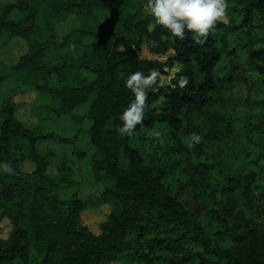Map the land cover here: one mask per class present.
I'll return each mask as SVG.
<instances>
[{
    "label": "trees",
    "instance_id": "16d2710c",
    "mask_svg": "<svg viewBox=\"0 0 264 264\" xmlns=\"http://www.w3.org/2000/svg\"><path fill=\"white\" fill-rule=\"evenodd\" d=\"M228 4L227 22H218L198 45L191 33L181 41L161 26L153 27L146 7L130 10L128 0L0 2V43L18 36L26 44L0 70V88L8 78L17 80L13 85L45 96L55 115L76 123L86 134L92 179L102 182L95 197L79 198L74 189L65 192L76 183L73 165L62 153L55 174L47 173L46 158L54 151L36 145L37 139L57 134L24 125L14 114L15 100H2L0 220L5 218L9 228L0 236V264H103L113 259L131 264H264V180L252 183L253 169L229 171L213 208L218 227L208 230L169 190L162 167L145 161L137 142L150 127L163 123L180 145L188 107L218 117L224 93L236 81L264 87V46L249 39L252 14L264 17V0ZM67 18L72 23L58 33L54 24ZM142 47L152 57H141ZM168 50L177 67L168 82L154 86L157 91L148 90L143 125L132 137L120 136L119 116L133 99L126 78L136 71L147 75L162 70L157 55ZM223 52L230 54V74L217 76L213 67ZM181 76L189 78L183 89L178 86ZM259 101L250 159L264 173V94ZM74 152L78 158L85 155L83 149ZM23 160L32 167H24ZM4 163L15 174L3 171ZM204 164L196 163L201 174ZM100 204L107 210L93 231L81 211Z\"/></svg>",
    "mask_w": 264,
    "mask_h": 264
},
{
    "label": "rangeland",
    "instance_id": "374dc122",
    "mask_svg": "<svg viewBox=\"0 0 264 264\" xmlns=\"http://www.w3.org/2000/svg\"><path fill=\"white\" fill-rule=\"evenodd\" d=\"M128 7L134 10L139 7L145 8L146 5L144 0H128ZM251 19L249 39L254 46H264V17L254 12ZM71 23V18L59 20L54 24V29L58 33H63ZM25 49L24 40L18 36L0 43V70H4L7 64L15 61L18 54ZM241 52L243 53L244 50L241 49ZM139 55L152 57L145 47L141 48ZM229 56L230 54L226 52L220 54L213 67L215 75L230 74ZM157 58L163 61L162 70H158L161 74L157 81L158 85L168 82L177 63L173 60L170 50L157 55ZM14 82L17 80L12 78L4 81L0 88V102L12 97L15 100L14 114L24 125L43 131H53L57 136L64 137L61 141L57 136L36 140V145L40 148H51L54 151L53 155L46 158V172L55 174L59 156L64 153L65 158L67 157L68 162L74 167L73 176L76 183L75 186L63 188V190L68 193L74 189L79 198H91L98 195L102 189V182L92 179L89 156L85 152L88 150V144L84 131L78 129V125L67 116L55 115L48 108L49 102L45 96L35 94L34 90L13 85ZM263 94L262 85L258 84L254 87L238 80L224 93V104L220 108L218 117L203 115L194 106L188 107L185 127L179 132L180 145H176L171 136V130L163 123L150 127L137 141L145 161L162 167L163 181L169 190L176 192L183 199L194 216L199 217L208 230L218 227L216 210L213 208L218 206V201L222 198V187L229 171L236 170L243 174L246 170L253 169L256 175L252 183L264 180L263 171L259 173V168L255 167L250 159L254 149L252 123L261 110L259 99ZM150 130L160 131L161 137H149ZM191 133L201 136L199 146L194 144L191 148L188 147L187 142ZM76 148L83 149L85 155L78 158L74 152ZM203 160L205 161L204 172L201 174L197 170L196 163ZM23 165L26 168L32 167V163L28 160H23ZM251 186L253 190L256 187L254 184ZM254 192L256 194V190ZM106 210V204L85 208L81 211V219L88 227L96 231L98 221L102 219ZM8 228V221L5 218L1 219L0 236H4ZM103 264L131 263L113 259Z\"/></svg>",
    "mask_w": 264,
    "mask_h": 264
},
{
    "label": "clouds",
    "instance_id": "9594fccd",
    "mask_svg": "<svg viewBox=\"0 0 264 264\" xmlns=\"http://www.w3.org/2000/svg\"><path fill=\"white\" fill-rule=\"evenodd\" d=\"M228 0H147L146 9L154 19V26L159 25L166 29L171 36L183 41L186 33L192 34L195 44H203L218 22H227ZM155 43V42H153ZM76 45H69L70 50H75ZM160 72L150 71L145 75L142 71L130 74L125 80V87L132 93L133 99L119 116L122 125L116 129L124 137H132L138 126L143 125L145 112L149 108L148 90L153 92L160 78ZM189 78L181 76L178 86L183 89L188 86ZM175 87V86H174ZM160 114V113H157ZM149 137L160 138L161 132L150 130ZM201 136L191 133L188 147L201 142ZM3 171L15 174L9 164L2 165Z\"/></svg>",
    "mask_w": 264,
    "mask_h": 264
},
{
    "label": "crops",
    "instance_id": "0c3cea01",
    "mask_svg": "<svg viewBox=\"0 0 264 264\" xmlns=\"http://www.w3.org/2000/svg\"><path fill=\"white\" fill-rule=\"evenodd\" d=\"M12 37H14V36H12ZM11 38V37H10Z\"/></svg>",
    "mask_w": 264,
    "mask_h": 264
}]
</instances>
